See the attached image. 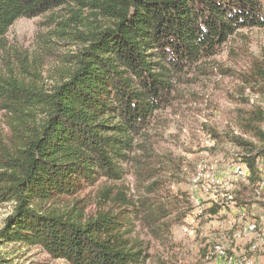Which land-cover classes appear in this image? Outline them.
<instances>
[{"label":"trees","instance_id":"obj_1","mask_svg":"<svg viewBox=\"0 0 264 264\" xmlns=\"http://www.w3.org/2000/svg\"><path fill=\"white\" fill-rule=\"evenodd\" d=\"M60 7L69 17L59 33L77 48L53 85L45 88L27 68L31 78L0 75V205H13L0 246L39 247L68 264H149L150 242L137 230L166 245L190 205L185 194L169 195L163 172L172 162H154L146 134L156 114L172 106L186 69L239 30L264 28V2L0 0V44L17 20ZM248 77L264 94V62H254ZM236 125L231 141L247 181L231 195L241 208H264V110L238 109ZM0 264H7L2 255Z\"/></svg>","mask_w":264,"mask_h":264},{"label":"rangeland","instance_id":"obj_2","mask_svg":"<svg viewBox=\"0 0 264 264\" xmlns=\"http://www.w3.org/2000/svg\"><path fill=\"white\" fill-rule=\"evenodd\" d=\"M68 17L66 8L60 7L17 20L0 44V75L31 78L23 70L27 68L49 89L65 68L66 55L77 48L73 39L59 33ZM256 61L264 62V28L239 30L214 56L185 70L177 80L172 106L153 119L146 135L153 145L154 162L161 158L172 162L173 166H165L163 181L171 197L186 195L190 210L182 224L172 228L166 245L137 230L140 239L150 242L149 264H264V208L258 203L241 208L232 197L247 181L240 151L231 141L232 134L239 135L237 110H264V94L248 77ZM0 126H4L2 111ZM237 167L243 174L236 172ZM259 169L264 190L263 158ZM125 182L137 196L133 174ZM97 194L95 189L88 195L95 202L91 213ZM213 206L219 207L216 215ZM12 211V204L0 205V229ZM0 255L7 264H68L39 247L5 244Z\"/></svg>","mask_w":264,"mask_h":264},{"label":"built area","instance_id":"obj_3","mask_svg":"<svg viewBox=\"0 0 264 264\" xmlns=\"http://www.w3.org/2000/svg\"><path fill=\"white\" fill-rule=\"evenodd\" d=\"M236 172L239 174H243V172H242V170L240 169V167H237V169H236ZM197 205H199V201H197ZM197 210H199V209H197ZM253 225V224H252Z\"/></svg>","mask_w":264,"mask_h":264}]
</instances>
